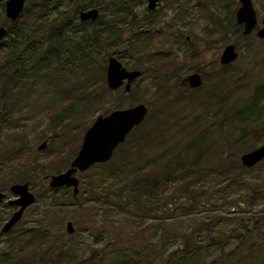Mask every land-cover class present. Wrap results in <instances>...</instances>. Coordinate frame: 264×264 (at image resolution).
<instances>
[{
  "label": "rangeland",
  "instance_id": "1",
  "mask_svg": "<svg viewBox=\"0 0 264 264\" xmlns=\"http://www.w3.org/2000/svg\"><path fill=\"white\" fill-rule=\"evenodd\" d=\"M186 3L191 11L182 19L175 16L174 8L165 17L168 26L163 27L161 41L179 64L191 59L192 54L193 62L181 66L178 77L167 81L165 93L156 91L152 75L145 66L140 67L143 73L132 89L126 92L123 85L112 90L103 107L88 120L90 126L101 114L138 103L148 104L150 115L167 106L170 122L166 131L158 143L145 147L131 168L143 165L150 171L167 169L170 159L177 163L185 147L201 135L217 139L232 128L264 125V38L257 34V28L263 26L264 0H253L258 23L249 34H244L243 25L237 22V0ZM196 4H208L209 8L196 10ZM2 25L13 27L5 4H0ZM123 36L129 39V32L126 30ZM9 39L7 34L4 41ZM128 39L120 50L126 51ZM229 43L236 45L238 57L222 66L219 58ZM119 59L126 67H135L129 57ZM193 72L203 76L202 86H181L182 78ZM198 97L207 98L210 109H205ZM39 100L43 103L44 98ZM47 125L43 112L25 109L14 128L0 131V190L15 198L10 186L27 182L36 195V201L9 231L2 228L17 207L0 203L1 264H167L168 255L183 249L187 241L192 250L175 258L193 254L190 264H211L230 252L233 254L227 264H264V160L248 168L241 162L244 152H239L235 172L228 173L231 181L220 176L209 179L204 177L208 173L202 172L174 188L164 186L162 195L153 197L154 201L142 209L132 200L128 184L131 171L116 157L77 174V198L72 187H51L47 176L70 166L85 134L74 138L70 131L60 129L56 131L58 137L53 138L55 131ZM260 135L256 147L264 143V132ZM43 142L46 146L40 150ZM20 147L24 153L17 162L14 155ZM237 151L232 149V154ZM30 157L35 161L28 164L25 159ZM14 158L18 164L9 166ZM218 159H205L201 168H218ZM69 221L73 222L72 233L67 229ZM35 233L41 239L28 251L23 245Z\"/></svg>",
  "mask_w": 264,
  "mask_h": 264
},
{
  "label": "trees",
  "instance_id": "2",
  "mask_svg": "<svg viewBox=\"0 0 264 264\" xmlns=\"http://www.w3.org/2000/svg\"><path fill=\"white\" fill-rule=\"evenodd\" d=\"M73 3L76 1L28 0L21 15L10 21L13 26L7 28L10 39L5 42L4 37L0 41V131L3 128H14L20 122L22 112L32 109L46 115L48 128L55 131L53 138L58 137L56 131L60 129L70 131L69 135L74 138L77 135L81 137L89 128L90 117L103 107L107 94L112 91L107 84L108 57L117 55L124 59L126 56L135 67L145 66L146 71L152 75L156 91L162 93L169 86V80L164 77L165 72L184 67L194 60L192 54L191 59L179 64L177 57L172 54H155L149 50V40L141 37L128 40L126 51H122L119 46L127 43L128 39H124L123 33L99 31L96 26H77L74 22L77 12L71 15L67 12L74 8ZM0 4H5V0H0ZM51 12L53 17L50 16ZM39 98H44L43 103ZM201 102L205 109H210L207 98ZM166 110L165 105V109L159 108L151 115L149 112L147 118L130 132L112 157L122 161L123 167L131 171L128 184L132 200L138 208L144 209L154 201L153 197H160L164 186L167 189L174 188L202 172V175L208 173L204 177L209 179L220 176L225 181H231L232 177L228 173L235 172L239 152L255 149L260 132H264V125L258 128L250 124L241 130L229 129L217 139L201 135L197 141L185 147V154L179 155L177 163L171 158L166 165L167 169L150 171L143 165L131 168L135 166L133 163L138 156L145 152L146 146L160 141L170 122ZM228 144L230 148L226 146ZM231 148L238 151L232 154ZM15 152L14 156H17L19 162L18 157L24 153V148L20 147ZM190 157L191 162L186 164V159ZM214 157L219 158L218 168H201L203 161ZM26 161L31 164L35 159L30 157ZM16 164L14 158L9 166L14 167ZM172 165L177 168L172 170ZM40 239L41 235L35 233L23 246L32 251ZM190 247L187 241L183 249L168 255L166 263L190 264L194 261L193 254H184L182 259L175 258L178 253L191 251ZM232 254L224 253L211 264H227Z\"/></svg>",
  "mask_w": 264,
  "mask_h": 264
},
{
  "label": "water",
  "instance_id": "3",
  "mask_svg": "<svg viewBox=\"0 0 264 264\" xmlns=\"http://www.w3.org/2000/svg\"><path fill=\"white\" fill-rule=\"evenodd\" d=\"M241 6L237 11V21L244 24V32L249 34L257 26L258 19L253 0H240ZM6 15L8 18L16 20L24 11L26 0H7ZM98 15L96 8L83 11L82 20L95 19ZM8 29L0 26V41L7 34ZM258 36L264 38V19L263 26L257 31ZM238 57V51L235 44L226 46L222 56L221 63L228 64ZM140 69L130 70L115 55L109 57L107 66V84L112 90H117L124 85L125 91L132 89L133 81L141 75ZM184 83L191 88L199 87L203 84V78L200 73L188 75ZM150 108L146 103H138L134 106L122 109H115L109 114L99 115L87 129L80 149L73 158L70 166L56 174L47 176L50 178V186L73 187V195L78 197L80 191V180L77 176L80 172H85L97 163H104L112 159L115 150L126 141L130 132L140 125L149 115ZM46 146L43 142L39 149ZM264 160V143L253 150L241 155V162L245 167L252 168ZM10 190L16 195V198L7 199L6 192L0 190V203L5 201L9 204L20 205L11 218L6 222L3 231L10 230L18 222L29 205L36 201V195L30 190V186L25 183H14ZM73 222L69 221L67 229L70 233L74 232Z\"/></svg>",
  "mask_w": 264,
  "mask_h": 264
},
{
  "label": "flooded vegetation",
  "instance_id": "4",
  "mask_svg": "<svg viewBox=\"0 0 264 264\" xmlns=\"http://www.w3.org/2000/svg\"><path fill=\"white\" fill-rule=\"evenodd\" d=\"M6 1L7 0H5V4H6ZM27 1L28 0H26V4H27ZM53 1H61V0H53ZM62 1L67 2L68 0H62ZM75 1H76V3H73L74 8L70 11H67V12L69 13V15H71L73 12H77V14H75V19H74V22L76 23L77 26H79V27L96 26L99 29V31L102 30L103 32H112V33H119V32L123 33L127 30V32H129V39L128 40L136 39L137 37L148 39L149 40L148 44L150 47L149 50H153L155 54L158 52L166 54L165 47L161 41L162 32L164 30L163 27L168 26V25H165V22H164L165 17L169 14V12H171V10L173 8L175 9V16L180 18V19H182L185 15L189 14V10H190V8L187 6V3H186V1H188V0H96L95 4L85 3V0H75ZM217 1L223 2L225 0H217ZM228 1L231 2L232 0H228ZM237 1L239 3V7H240L241 1L240 0H237ZM195 7H196V10H200V9L205 10L206 8H209V5L208 4H196ZM239 7H238V9H239ZM93 8H96L98 10L97 17L95 19L88 18V19L82 20L81 13L83 11H87V10H90ZM192 8H193V6H192ZM238 9H237V11H238ZM5 11H6V5H5ZM236 16H237V13H236ZM69 18H70V16H69ZM8 19L10 21L11 20L14 21L13 19H10V18H8ZM162 24H164V25H162ZM239 24H242L243 28H244L243 23H239ZM2 26H4V25H2ZM177 28H179V27H177ZM259 28H257V31ZM243 31H244V29H243ZM244 34H246V33L244 32ZM188 40H190L189 36H187V42H188ZM229 44H232V43H229ZM229 44H227V45H229ZM226 46L224 47L223 52H224ZM161 47H163V48H161ZM223 52H222V54H223ZM222 54L220 55V58H219L220 63H221ZM232 62H230V63H232ZM230 63H228V64H222L221 63V65L226 66V65H229ZM181 68L182 67L177 68L175 70L172 69L168 72H165L164 77L167 80H171L173 78L178 77L179 71L181 73ZM128 69L135 70V69H139V68L132 67V68H128ZM170 72H173V73H170ZM142 73H143V71H142ZM142 73H141V75H142ZM193 73H199V72H193ZM139 77H137L136 79H138ZM186 77H184V78L181 77L182 80L180 82V85L184 86V87H189L188 85H186L184 83V80ZM202 78H203V76H202ZM203 83H204V79H203ZM132 85H133V83H132ZM189 88H191V87H189ZM196 88H198V87H196ZM124 89H125V87H124ZM7 199H11V198L7 197ZM3 202H6V200ZM3 202H1V203H3ZM10 205L16 206L17 210L20 208V205H17V204H10ZM23 215H24V213H23ZM2 230H3V228H2Z\"/></svg>",
  "mask_w": 264,
  "mask_h": 264
}]
</instances>
